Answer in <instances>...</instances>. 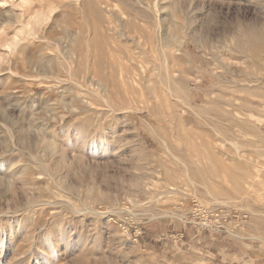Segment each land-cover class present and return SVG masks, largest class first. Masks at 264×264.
Returning a JSON list of instances; mask_svg holds the SVG:
<instances>
[{"label": "rangeland", "instance_id": "1", "mask_svg": "<svg viewBox=\"0 0 264 264\" xmlns=\"http://www.w3.org/2000/svg\"><path fill=\"white\" fill-rule=\"evenodd\" d=\"M0 264H264V0L0 3Z\"/></svg>", "mask_w": 264, "mask_h": 264}, {"label": "bare ground", "instance_id": "2", "mask_svg": "<svg viewBox=\"0 0 264 264\" xmlns=\"http://www.w3.org/2000/svg\"><path fill=\"white\" fill-rule=\"evenodd\" d=\"M130 1V0H129ZM138 2V1H137ZM94 4V3H92ZM90 6H91V3H90ZM93 10V8H92ZM82 11V9H81ZM94 11V10H93ZM98 11V10H96ZM95 12V11H94ZM97 13V12H96ZM39 15V14H38ZM100 15V14H99ZM99 15H98V18H99ZM130 17V16H129ZM36 18V22L35 24L37 23H41V18L40 16H35ZM97 18V20H98ZM165 18V17H164ZM93 20V19H92ZM102 20V19H101ZM133 20V19H132ZM131 20V21H132ZM136 20V18H135ZM99 22V21H98ZM129 22V21H128ZM101 23V21H100ZM32 23V25H35ZM111 24V22H110ZM156 24H159V22L156 21ZM29 25H31V22H28L25 26L28 27V34L34 36L35 35V31L34 30V33L32 32L33 31V27L29 29ZM128 25V24H127ZM112 26V25H111ZM102 26L97 23L94 24V35L93 33L91 32L90 35L87 34V36L89 35L90 37L86 38L85 40L83 39H80V40H77V42H84L85 44V48L86 49H82V46H79V47H75L73 45H71L69 47V49L67 51H62L59 52V55L57 56L58 59L61 61L59 62V65L60 66H63V62H67V58L70 57L74 60H76L78 62L79 65L83 64L85 62V68L82 69V70H77L75 73H72V72H68V79L71 80V81H79V79H83V81L85 80V82H91L93 83L94 82V79H93V76L91 77L90 75V70L91 68L90 67V54H89V50L91 49V47L93 46V48H99V49H104V47L106 46L108 48V52H109V55H110V61H108V63L104 65V68H105V71L108 73L107 76H105V74L103 76H101L102 80H104V82L108 83L109 81H111L113 78H115L116 81H118L119 83H121V85H123L125 87V85H127L128 83L132 82L133 84H138V83H141V82H144V81H147L148 82V79L149 77L152 75V72L151 69H146L145 68V64L148 63L149 61V58H147V55L146 56H139V57H121L118 59V57L116 58V56H113L115 54V52H119L118 48L116 46H114L115 44L113 43H116L115 40L113 39L114 37H112L111 35H109V32L110 31L109 27H107L105 30L106 32H102ZM105 28V27H104ZM35 29V28H34ZM100 29H101V32H100ZM142 29V28H141ZM104 33V34H103ZM74 35V34H72ZM81 36V34H79ZM78 36V35H77ZM93 36V37H91ZM77 39V38H76ZM75 40V39H73ZM118 41V40H117ZM14 42V41H12ZM76 43V42H75ZM149 43V42H148ZM154 43V42H153ZM15 44V42L13 43ZM83 44V43H82ZM95 44V45H94ZM117 44V43H116ZM143 44V43H142ZM151 44V43H149ZM148 44V45H149ZM12 45V44H11ZM146 45V44H145ZM150 46V45H149ZM152 46V45H151ZM155 47V46H154ZM145 48V47H144ZM158 48V47H157ZM161 48V47H160ZM163 48V47H162ZM59 49V48H58ZM146 49V48H145ZM165 49V48H164ZM86 50V53L85 51ZM95 51V50H94ZM162 51V50H161ZM160 51V52H161ZM148 50H145V54H148ZM157 52V51H156ZM44 53V52H43ZM114 53V54H113ZM125 53V52H124ZM159 53V52H158ZM105 54V53H104ZM121 54V53H120ZM119 55V53H118ZM129 55V54H128ZM149 55V54H148ZM151 55V54H150ZM149 55V56H150ZM100 56V57H99ZM98 57L101 59L102 58V54L100 52V55ZM120 57V56H119ZM99 58L98 60H96L95 64H99ZM93 59V58H92ZM124 60L126 61L127 63H123L124 61H120V60ZM94 60V59H93ZM41 62V61H40ZM166 62V61H165ZM68 63V62H67ZM39 64V63H38ZM168 64V63H167ZM44 65V61H43V64ZM59 66V67H60ZM158 66V65H157ZM58 67V66H57ZM158 68V67H157ZM60 69V68H58ZM154 70V69H153ZM157 70V69H156ZM93 74V73H92ZM97 75V74H95ZM161 76V75H160ZM99 78V79H101ZM159 78V76H158ZM152 81V80H150ZM155 82V81H154ZM165 83V82H164ZM168 84V83H166ZM145 85V84H143ZM106 86V84H105ZM118 86V84H117ZM152 86V85H151ZM164 86V85H163ZM127 88V87H126ZM130 88V87H129ZM144 88V87H143ZM90 89V88H89ZM125 90V89H124ZM119 91V90H118ZM92 92H96V93H100L97 90H92ZM146 92V91H145ZM152 92V91H151ZM131 93V92H130ZM140 94V93H139ZM147 95V94H146ZM111 96V95H110ZM126 98V96H125ZM126 100V99H125ZM128 100V99H127ZM109 101V100H108ZM48 145H50L48 143Z\"/></svg>", "mask_w": 264, "mask_h": 264}, {"label": "built area", "instance_id": "3", "mask_svg": "<svg viewBox=\"0 0 264 264\" xmlns=\"http://www.w3.org/2000/svg\"><path fill=\"white\" fill-rule=\"evenodd\" d=\"M195 205L196 207L193 209V214H192L193 218L198 217L200 213H203L208 217L211 216V220H212V217H216L217 219H219V216L221 215L220 212L212 211L210 208H206L201 204H195ZM203 224L207 227H212L211 223L204 222Z\"/></svg>", "mask_w": 264, "mask_h": 264}, {"label": "clouds", "instance_id": "4", "mask_svg": "<svg viewBox=\"0 0 264 264\" xmlns=\"http://www.w3.org/2000/svg\"><path fill=\"white\" fill-rule=\"evenodd\" d=\"M7 2H10V0H0V3H7ZM14 6H16V7H20V6H22V5H20V4H16V5H14Z\"/></svg>", "mask_w": 264, "mask_h": 264}]
</instances>
